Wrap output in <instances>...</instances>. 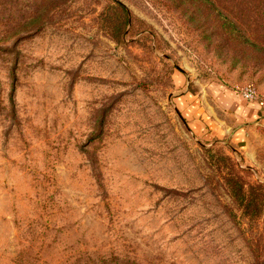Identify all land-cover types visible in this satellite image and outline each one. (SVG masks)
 <instances>
[{"label":"rangeland","instance_id":"1","mask_svg":"<svg viewBox=\"0 0 264 264\" xmlns=\"http://www.w3.org/2000/svg\"><path fill=\"white\" fill-rule=\"evenodd\" d=\"M117 1L0 0V264H264V0Z\"/></svg>","mask_w":264,"mask_h":264},{"label":"crops","instance_id":"2","mask_svg":"<svg viewBox=\"0 0 264 264\" xmlns=\"http://www.w3.org/2000/svg\"><path fill=\"white\" fill-rule=\"evenodd\" d=\"M179 100L185 115L193 122L194 128L200 135L207 138H222L228 134L229 129H233L234 122L238 121L234 119V113L238 118L243 117L242 121L254 119L255 113H257L251 108L253 106H240L232 93L218 95L217 101L221 105V108L218 109L229 117L228 125L225 117H220L216 110L210 109V106L206 105L207 98H199V96L189 93Z\"/></svg>","mask_w":264,"mask_h":264},{"label":"trees","instance_id":"3","mask_svg":"<svg viewBox=\"0 0 264 264\" xmlns=\"http://www.w3.org/2000/svg\"><path fill=\"white\" fill-rule=\"evenodd\" d=\"M113 2H115L116 7L122 13V25H124L125 28V26L130 23L129 10L119 1L113 0ZM227 24L228 26H232L233 30H235V25L230 19H227ZM227 185L229 187V192L233 198V201L239 205V209L243 216L250 222L257 221L261 217L264 209L262 208L264 203V191L262 194L257 195L255 193V186L247 187L244 182L241 183L234 181V179H232V181L228 180ZM258 187L264 189V185L262 184L258 185Z\"/></svg>","mask_w":264,"mask_h":264},{"label":"built area","instance_id":"4","mask_svg":"<svg viewBox=\"0 0 264 264\" xmlns=\"http://www.w3.org/2000/svg\"><path fill=\"white\" fill-rule=\"evenodd\" d=\"M239 94L247 102H254L258 99L257 91L254 88H244L240 90Z\"/></svg>","mask_w":264,"mask_h":264}]
</instances>
